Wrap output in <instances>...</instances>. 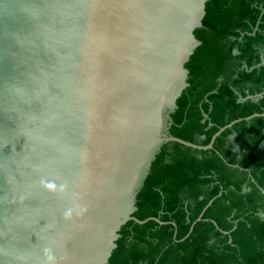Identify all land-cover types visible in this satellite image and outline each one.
I'll return each mask as SVG.
<instances>
[{
  "label": "water",
  "instance_id": "95a60500",
  "mask_svg": "<svg viewBox=\"0 0 264 264\" xmlns=\"http://www.w3.org/2000/svg\"><path fill=\"white\" fill-rule=\"evenodd\" d=\"M207 1L0 0V264H107L162 143L264 116L167 134Z\"/></svg>",
  "mask_w": 264,
  "mask_h": 264
},
{
  "label": "trees",
  "instance_id": "16d2710c",
  "mask_svg": "<svg viewBox=\"0 0 264 264\" xmlns=\"http://www.w3.org/2000/svg\"><path fill=\"white\" fill-rule=\"evenodd\" d=\"M194 33L167 134L208 145L264 111V0H208ZM133 216L159 221L126 222L107 264H264V116L211 149L162 143Z\"/></svg>",
  "mask_w": 264,
  "mask_h": 264
},
{
  "label": "flooded vegetation",
  "instance_id": "af4514ba",
  "mask_svg": "<svg viewBox=\"0 0 264 264\" xmlns=\"http://www.w3.org/2000/svg\"><path fill=\"white\" fill-rule=\"evenodd\" d=\"M231 138L233 139L234 136L232 135ZM228 144H231V146H232L234 149H237V145H236V143H234V139H233V141H231V140L229 139V140H228Z\"/></svg>",
  "mask_w": 264,
  "mask_h": 264
},
{
  "label": "clouds",
  "instance_id": "9594fccd",
  "mask_svg": "<svg viewBox=\"0 0 264 264\" xmlns=\"http://www.w3.org/2000/svg\"><path fill=\"white\" fill-rule=\"evenodd\" d=\"M48 187H49V188H52V187H54V185H52V184H49V185H48ZM50 258H51V257H50Z\"/></svg>",
  "mask_w": 264,
  "mask_h": 264
},
{
  "label": "rangeland",
  "instance_id": "374dc122",
  "mask_svg": "<svg viewBox=\"0 0 264 264\" xmlns=\"http://www.w3.org/2000/svg\"><path fill=\"white\" fill-rule=\"evenodd\" d=\"M230 140H231V141H233V139H232V138H230Z\"/></svg>",
  "mask_w": 264,
  "mask_h": 264
}]
</instances>
